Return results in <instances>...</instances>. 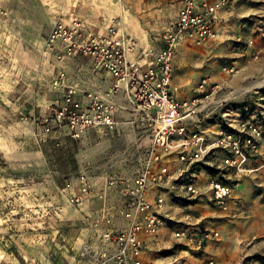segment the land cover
Masks as SVG:
<instances>
[{
	"label": "built area",
	"instance_id": "2783aa9c",
	"mask_svg": "<svg viewBox=\"0 0 264 264\" xmlns=\"http://www.w3.org/2000/svg\"><path fill=\"white\" fill-rule=\"evenodd\" d=\"M176 1V17L161 36L163 45L151 51L144 68L127 61L124 39L112 26L100 37L86 34L80 21L65 24L58 20L44 41L45 51L63 50L57 54L59 60L82 54L91 58L94 73L108 72L113 83L107 94L123 89L132 111L147 121L152 132L137 173L121 183L122 200L116 209L107 204L106 192L94 191L89 178H81L80 184L65 195L78 208L94 199L101 206L96 214H87L92 234L62 245L71 254L50 264H179V258L162 262L149 254L151 248L160 245L162 229L170 228L177 245L187 252L204 250L219 232L184 222L175 211L177 204L191 206L203 201L213 209L227 211L234 177L244 172L247 160L257 157L264 145V128L256 121L226 122L221 112L224 100L211 105L212 93L181 100L172 85L179 48L218 38L222 14L234 0ZM64 80V72L58 70L52 84L65 86ZM204 84L202 80L198 88ZM76 95L75 88L66 89L42 117L44 132L65 127L72 138H79L89 130L114 128L115 105L110 100L88 92L84 94L87 102H82ZM108 185L115 186L116 182L110 180Z\"/></svg>",
	"mask_w": 264,
	"mask_h": 264
},
{
	"label": "rangeland",
	"instance_id": "374dc122",
	"mask_svg": "<svg viewBox=\"0 0 264 264\" xmlns=\"http://www.w3.org/2000/svg\"><path fill=\"white\" fill-rule=\"evenodd\" d=\"M75 1L0 0V264L64 261L71 252L62 245L92 234L87 214L56 187L66 172L53 165L58 152L48 149L50 163L44 164L35 135L42 127V99L51 93L44 41L61 10L65 5L69 10ZM171 13L168 10L163 20L170 22ZM187 45L174 64L180 94L212 93L211 105L224 100L226 122L250 119L264 128V0H234L222 14L218 38ZM48 176L55 183L44 182ZM206 177L203 174L202 180ZM247 189L251 198L236 222H222L229 215L215 213L203 201L177 204L175 211L184 222L210 228L213 221L219 237L202 251L187 252L177 245L171 229L164 228L150 256L162 262L179 258V264H264V186Z\"/></svg>",
	"mask_w": 264,
	"mask_h": 264
},
{
	"label": "crops",
	"instance_id": "0c3cea01",
	"mask_svg": "<svg viewBox=\"0 0 264 264\" xmlns=\"http://www.w3.org/2000/svg\"><path fill=\"white\" fill-rule=\"evenodd\" d=\"M137 6L142 11L139 14L135 12ZM177 8L176 0H77L71 3L69 10L65 5L58 19L65 24H69L72 20L80 21L86 34L100 37L106 36L110 26L114 27L117 34L124 39L127 61L144 68L152 57L151 51L163 45L161 36L175 19ZM168 10L172 11L170 22L163 20V15ZM189 46L183 44L176 58L178 54L186 52ZM62 52L61 48L44 50L46 55L44 63H47L51 76V93L43 97L42 104L39 103L41 104L40 115L45 116L49 109L62 98L66 89L72 87L75 88L76 96L82 102H87L84 94L88 92L110 100L115 105L116 125L113 129L103 132L89 130L79 138H72L65 127L55 128L50 132H44L42 127H38L35 133L37 147L44 164L50 163L48 149L58 152V160L53 165L66 168L63 184L56 185L64 196L69 195L80 184L81 178H89L94 182V191L106 192L107 204L112 209H116L122 200L121 183L131 180L142 164L144 150L151 140V128L146 120H141L139 115L132 111L127 93L123 89L115 94H107L113 83V77L108 72L94 73L91 58L82 54L66 56L59 60L57 54ZM58 70H62L65 74V86L55 87L52 84L54 74ZM174 79L173 77L172 81L177 84L178 80L176 82ZM177 86L179 85L173 88L178 98L184 100L192 97L181 95L182 90L179 91ZM210 135L213 137V134ZM170 160H174L173 155ZM244 167V172L234 177L232 182V192L237 188V195L231 198L227 211H219L203 203L215 213L218 211L229 215L225 217L226 219H222L223 221L221 220L224 223L236 222L239 216L245 214L243 205L249 204L247 200L251 198L248 186L253 184L264 186V145L261 146L259 155L248 159ZM110 180L115 181L116 185L109 186ZM44 182L55 183L51 177H44ZM68 183L71 184L70 187H66ZM93 203L97 204L93 209H89L88 204L87 206L84 204L79 209L85 214H96L101 202L94 199ZM212 223L213 221L210 225L213 229Z\"/></svg>",
	"mask_w": 264,
	"mask_h": 264
}]
</instances>
